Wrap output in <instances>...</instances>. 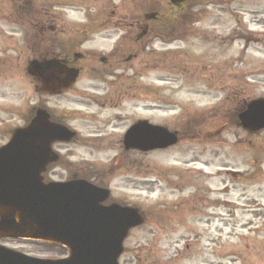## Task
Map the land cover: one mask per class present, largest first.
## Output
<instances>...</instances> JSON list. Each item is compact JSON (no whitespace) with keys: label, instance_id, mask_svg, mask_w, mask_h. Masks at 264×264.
<instances>
[{"label":"rangeland","instance_id":"rangeland-1","mask_svg":"<svg viewBox=\"0 0 264 264\" xmlns=\"http://www.w3.org/2000/svg\"><path fill=\"white\" fill-rule=\"evenodd\" d=\"M163 1L0 0V146L38 107L75 131L54 144L60 162L46 178L99 175L111 201L143 212L119 264H264V129L237 121L245 104L264 99V0L194 3L178 26L149 30L135 49L136 24ZM75 52L83 57L73 87L37 93L27 62ZM139 121L176 131L178 143L125 150L123 135Z\"/></svg>","mask_w":264,"mask_h":264},{"label":"water","instance_id":"water-1","mask_svg":"<svg viewBox=\"0 0 264 264\" xmlns=\"http://www.w3.org/2000/svg\"><path fill=\"white\" fill-rule=\"evenodd\" d=\"M26 73L39 83L38 92L50 95L70 89L78 76L77 69L58 59L32 60ZM238 119L244 129H263L264 100L251 102ZM74 136L50 121L45 110L37 109L30 122L14 129L0 148V237L58 244L70 254L64 260H40L0 247V264H118L128 231L143 223L138 209L104 206L109 191L84 180L43 182L46 167L58 161L52 145ZM176 143L174 133L146 122L134 124L123 137L126 150L143 152Z\"/></svg>","mask_w":264,"mask_h":264},{"label":"flooded vegetation","instance_id":"flooded-vegetation-1","mask_svg":"<svg viewBox=\"0 0 264 264\" xmlns=\"http://www.w3.org/2000/svg\"><path fill=\"white\" fill-rule=\"evenodd\" d=\"M135 28H136V31H137L138 29H140V28H141L140 24L137 23ZM67 61H68L69 65H71V66L74 65V63L70 61L69 57H67ZM79 68H80V67H79ZM80 69H82V68H80ZM80 72H81V70H80ZM56 119H57V118H56ZM56 121H59V120L57 119ZM50 169H51V167H50L47 171L49 172ZM15 241H19V240L0 239V243H1V242H7V243H10V242H15ZM27 242H29V241H27ZM0 246H5V245H4V244H0ZM6 247H7V245H6ZM59 248L63 251V253L60 254V255H58L57 257H50V258H65V257L67 256V250L64 249V248H62V247H59ZM25 254H29V253H25Z\"/></svg>","mask_w":264,"mask_h":264},{"label":"trees","instance_id":"trees-1","mask_svg":"<svg viewBox=\"0 0 264 264\" xmlns=\"http://www.w3.org/2000/svg\"><path fill=\"white\" fill-rule=\"evenodd\" d=\"M47 51H45V53H46ZM46 58H49L46 54H39L38 56H36V59H39V60H41V59H46ZM244 107H245V105L240 109V110H238V112H237V115H238V113L240 112V111H242L243 109H244ZM192 130H194V128L192 129Z\"/></svg>","mask_w":264,"mask_h":264}]
</instances>
